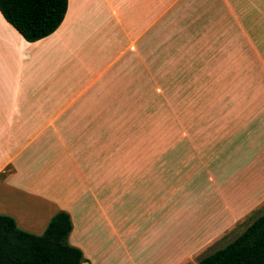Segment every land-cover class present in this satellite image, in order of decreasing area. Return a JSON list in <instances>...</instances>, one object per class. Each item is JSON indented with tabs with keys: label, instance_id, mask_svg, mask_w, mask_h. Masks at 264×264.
Instances as JSON below:
<instances>
[{
	"label": "rangeland",
	"instance_id": "obj_1",
	"mask_svg": "<svg viewBox=\"0 0 264 264\" xmlns=\"http://www.w3.org/2000/svg\"><path fill=\"white\" fill-rule=\"evenodd\" d=\"M78 1L70 2L71 10ZM236 1L241 0H232L229 10L228 0H113L123 28L112 40L122 49L89 101L98 112L89 117L97 131L82 134L91 151L95 142L106 151L109 173L144 178L140 188L129 185L133 177L125 178L123 187H109L107 203L118 204L117 228L125 246L116 249L108 229L96 231L92 242L84 237V246L103 253L101 259L95 255L94 264H132L128 252L135 263L152 264L153 229L168 224L164 214H172V221L180 217L193 237L206 216L176 207L163 210V205L181 203L180 179H190L192 187L210 182L225 166L235 140L256 129L253 120L264 109V13L254 11L259 0L247 13H237ZM94 43L86 40L88 50ZM192 197L183 204L204 206ZM153 204L155 212L149 208ZM86 211L74 216L80 228ZM263 213L264 205L188 264L232 242ZM111 214L116 215L115 208ZM155 238L162 245L163 239Z\"/></svg>",
	"mask_w": 264,
	"mask_h": 264
},
{
	"label": "crops",
	"instance_id": "obj_2",
	"mask_svg": "<svg viewBox=\"0 0 264 264\" xmlns=\"http://www.w3.org/2000/svg\"><path fill=\"white\" fill-rule=\"evenodd\" d=\"M71 1L57 30L32 43L0 13V214L11 216L20 229L39 235L54 214L67 212L72 222L69 243L82 251L84 264H94L95 255L101 259L103 253L84 246V237L92 242L96 231L108 229L117 240L116 249L123 251L125 246L117 228L118 204L107 203L109 187H123L125 178L133 177L136 181L129 185L140 188L144 177L109 173L102 146L95 142L94 150L87 147L82 133L97 131L89 117L98 114L89 108V101L96 97L110 63L121 53V44L112 37L122 35L123 24L113 0H79L74 11ZM251 4L253 0L236 1L234 9L247 13ZM255 4V13L263 14L264 0H259L257 8ZM232 5L228 0L229 10ZM88 39L95 42L90 50ZM252 120L245 125H251ZM253 121L256 129L247 132L243 140H235L225 166L218 175H211L210 182L192 187L190 179L179 180L181 203L164 204L162 209L176 207L200 212L206 218L189 238L180 217L172 221V214H164L168 224L153 229L152 264H188L264 205V109ZM155 177L152 175L154 191ZM166 180L163 184L171 190L173 185ZM115 191L117 195L119 191ZM189 197L204 206L184 205L183 199ZM114 208L115 216L110 215ZM149 208L155 212L157 207ZM85 210L89 214L84 212L80 228L74 216ZM157 236L163 239L162 245L157 246ZM126 257L137 264L131 253Z\"/></svg>",
	"mask_w": 264,
	"mask_h": 264
},
{
	"label": "trees",
	"instance_id": "obj_3",
	"mask_svg": "<svg viewBox=\"0 0 264 264\" xmlns=\"http://www.w3.org/2000/svg\"><path fill=\"white\" fill-rule=\"evenodd\" d=\"M67 5L68 0H0V13L25 41L32 43L57 30ZM71 231L72 222L65 211L54 214L39 235L20 229L11 216L0 214V264H84L82 251L68 241ZM197 264H264V213L232 242Z\"/></svg>",
	"mask_w": 264,
	"mask_h": 264
}]
</instances>
